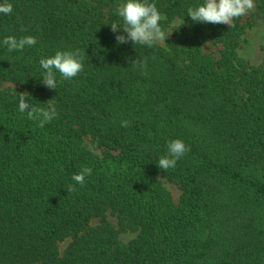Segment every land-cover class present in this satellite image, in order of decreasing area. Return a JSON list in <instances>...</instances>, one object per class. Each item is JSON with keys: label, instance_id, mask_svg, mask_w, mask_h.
Returning a JSON list of instances; mask_svg holds the SVG:
<instances>
[{"label": "trees", "instance_id": "1", "mask_svg": "<svg viewBox=\"0 0 264 264\" xmlns=\"http://www.w3.org/2000/svg\"><path fill=\"white\" fill-rule=\"evenodd\" d=\"M8 2L0 264H264V63L239 55L264 0L230 27L187 17L204 0H149L160 24L179 21L152 47L117 43L110 25L122 23V0ZM7 36L37 43L9 52ZM77 49L83 71L67 81L57 72L56 89L44 87L39 60ZM139 57L146 68L131 65ZM23 92L36 107L54 99L56 118L38 127L19 111ZM175 139L190 151L160 169ZM84 167L92 173L81 186L71 177ZM160 178L180 188L178 204ZM127 232L135 236L124 241Z\"/></svg>", "mask_w": 264, "mask_h": 264}, {"label": "clouds", "instance_id": "2", "mask_svg": "<svg viewBox=\"0 0 264 264\" xmlns=\"http://www.w3.org/2000/svg\"><path fill=\"white\" fill-rule=\"evenodd\" d=\"M254 7L253 0H204V3L187 9V17L192 22L200 24H223L232 26L234 18L244 16ZM13 6L8 0L0 4V14L10 15ZM117 15L122 23L113 22L110 27L113 33H122L115 36L118 44L132 42L134 45H145L152 47L156 42H165L170 35L160 25L164 19L154 3L149 0H122L116 9ZM184 21L182 22V24ZM37 43L35 37L24 36L17 39L14 36H7L3 44L9 52L23 51L26 46L31 47ZM86 53L77 49L75 51H56L48 58L39 60L40 67L44 70L41 83L48 89L55 90L57 87L56 73L61 79L71 80L83 71V57ZM132 66L146 68L147 61L139 57L131 60ZM19 111L27 113L30 120L37 122V126L43 128L57 116L54 99L47 101V107H36L27 102L29 93H18ZM122 127H128V121L121 122ZM167 154L161 156L157 166L160 169L168 170L174 168L177 161L190 149L180 139L171 140L167 145ZM92 169L84 167L78 174H73L71 179L80 184L85 182V177L91 175ZM74 187L68 189L74 191Z\"/></svg>", "mask_w": 264, "mask_h": 264}, {"label": "rangeland", "instance_id": "3", "mask_svg": "<svg viewBox=\"0 0 264 264\" xmlns=\"http://www.w3.org/2000/svg\"><path fill=\"white\" fill-rule=\"evenodd\" d=\"M253 11H256V10L254 8L249 10L245 14V17L251 14V12ZM161 16L165 19L163 15ZM164 19H162L161 21H163ZM178 24H179L178 20L174 22L171 26H165L164 24H160L161 28L170 35L167 37L165 42H156V43L165 46L166 42L172 37L173 27ZM243 40L244 41L242 42L240 49H239L240 57L248 61L250 64L254 66H258L264 63V14L256 12L254 23L243 36ZM206 49L209 50V47H206ZM9 86H13V85H10V84L5 85V87H9ZM160 181L162 185L164 186V188L171 194L174 203L178 204L181 198V194H182L180 188L176 184L164 178H160ZM111 220L115 222L114 218H111ZM95 222L97 221H94V223ZM134 236L135 234L130 233V232L121 234V238L124 241H129ZM68 244H69V241H66L60 244L59 248H60L61 253L65 251Z\"/></svg>", "mask_w": 264, "mask_h": 264}]
</instances>
